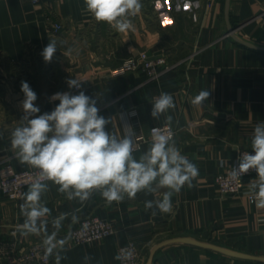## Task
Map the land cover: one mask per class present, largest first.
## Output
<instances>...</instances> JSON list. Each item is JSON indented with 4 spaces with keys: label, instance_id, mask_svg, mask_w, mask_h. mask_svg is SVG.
Masks as SVG:
<instances>
[{
    "label": "crops",
    "instance_id": "0c3cea01",
    "mask_svg": "<svg viewBox=\"0 0 264 264\" xmlns=\"http://www.w3.org/2000/svg\"><path fill=\"white\" fill-rule=\"evenodd\" d=\"M141 2V11L132 18L134 30L119 33L106 22H97L86 11L84 0H0V67H21L13 82L11 77H0V171L6 164L16 170L33 169L19 162L10 143L12 130L24 116L22 81L37 94L34 104L40 112L36 115L54 110L59 101L50 97L55 93L83 91L96 101L99 114L111 120L107 130L118 137L125 123L135 130V138L148 134L153 125L168 124L164 115L154 119L151 110L155 97L169 93L175 103L167 113L177 129L175 142L199 169L193 186L185 185L172 197L170 213L157 210L153 215V210L145 209V201L162 198L164 189L140 192L135 199L111 205L93 191L81 204L68 200L57 185L48 182L42 203L51 215L42 219L49 234L54 230L52 221L61 213L75 212L78 219L73 221L69 215L58 238L69 236L89 215L107 217L116 226L114 234L99 241L75 244L69 240L66 251L60 253L65 257L60 264H119L118 248L130 241L141 247L147 260L157 243L178 236L264 256V213L248 196L257 174L244 178L240 195H222L215 182L216 174L231 165L241 150L251 148L254 128L264 122V49L249 47L228 33L230 24L239 38L264 46V0H231L229 19L227 0H211L212 5L207 0ZM50 21L64 28L52 34ZM52 40L58 48L52 61H32L35 55L42 56ZM197 48L190 68H174L155 79L141 69L112 72L141 51L165 54L175 61ZM72 78L81 81L79 89L69 88L67 81ZM202 90L209 91L208 99L201 107L193 106L192 99ZM150 143L144 142L135 155ZM24 193L19 199L0 193L1 243L29 247L42 242L43 236H23L17 231L24 222L20 211ZM86 256L90 259L85 260ZM0 264L13 263L0 254ZM50 264H56L55 254ZM152 264H264V260L173 242L156 252Z\"/></svg>",
    "mask_w": 264,
    "mask_h": 264
},
{
    "label": "clouds",
    "instance_id": "9594fccd",
    "mask_svg": "<svg viewBox=\"0 0 264 264\" xmlns=\"http://www.w3.org/2000/svg\"><path fill=\"white\" fill-rule=\"evenodd\" d=\"M84 3L97 22H106L119 33L134 30L132 18L143 7L141 0H84ZM57 49L56 41H50L42 51L44 61L51 62ZM67 83L70 89L81 87V81L75 78ZM21 91L24 116L20 126L12 130L10 143L19 162L35 169L36 175L20 204L24 222L17 226V231L23 236H43L45 254H55L56 264L65 258L60 253L66 251L70 240L68 235L58 238L63 221L69 215L73 221L78 217L75 212L61 213L52 221L54 230L49 234L47 221L42 219L51 215V210L42 203V194L49 190L48 182L57 185V191L68 200L81 204L90 199L93 191L111 205L135 199L140 192L156 193L164 189L162 198L145 201V209L153 210L155 215L157 210L170 213L172 197L185 185L192 187V181L199 175L197 165L181 153L170 132L154 129L150 145L137 157L132 126L125 123L119 137L108 131L111 120L99 114L96 101L83 91L55 93L50 100H58L59 104L50 113L41 115H36L40 112L34 104L38 97L27 82H21ZM209 95L207 90L200 91L192 99V105L201 107ZM174 108L173 96L162 92L152 102L151 116L158 119L164 115L170 124L172 116L167 113ZM251 149L254 154L240 155L238 166L231 168V177L239 180L255 171L258 179L249 185V191L256 206L264 209V122L254 128ZM88 259L86 256L85 260Z\"/></svg>",
    "mask_w": 264,
    "mask_h": 264
},
{
    "label": "built area",
    "instance_id": "2783aa9c",
    "mask_svg": "<svg viewBox=\"0 0 264 264\" xmlns=\"http://www.w3.org/2000/svg\"><path fill=\"white\" fill-rule=\"evenodd\" d=\"M36 1L34 0V2ZM152 1L155 2L156 0ZM207 3L208 5H212L211 0H207ZM63 28L62 23L50 21V32L52 34H57ZM198 50L199 48L175 61H171L165 54L152 56L147 51H141L137 55L124 59L112 72L114 74H122L141 69L147 74L149 79H155L174 68L183 66L186 69L190 68L194 64ZM154 129L170 132L173 134L174 140L176 138L177 129L171 124L153 125L149 128L148 134L142 132L135 138L137 150L140 149L144 142L151 141ZM244 152L254 154L251 148L241 150L231 165L215 176V182L219 187V191L224 196L240 195L243 193L244 178L247 175L256 174L255 171H250L242 175L239 180H234L231 177V168L238 166L239 157ZM35 175V169L16 170L11 164H6L0 171V193L7 195L11 199H19ZM248 196L253 202L252 193H249ZM258 209L264 213V209ZM115 232V223L109 218L89 215L81 220L80 224L72 230L69 236L70 241L75 244L92 243L108 237ZM0 254L7 256L13 264H50L53 256L45 254L42 242L34 243L29 247H19L16 243L4 244L0 242ZM118 259L119 264H141L143 259L142 249L135 241L120 245L118 248Z\"/></svg>",
    "mask_w": 264,
    "mask_h": 264
},
{
    "label": "water",
    "instance_id": "95a60500",
    "mask_svg": "<svg viewBox=\"0 0 264 264\" xmlns=\"http://www.w3.org/2000/svg\"><path fill=\"white\" fill-rule=\"evenodd\" d=\"M230 1L231 0H227V3H226V15H227L228 19H229ZM233 30H234V28L229 24L228 33L232 34L236 38V40H238L240 43H243V44H245V45H247L249 47H252V48L264 49V46H259V45H256V44L252 43V42H249L247 40L239 38L234 33ZM173 242H184V243L194 244V245H197V246H200V247L211 248V249H215V250L224 252L226 254L235 256V257L264 260V256L263 255H253V254H249V253H244V252H241V251H238V250H234V249H230V248H227V247H224V246L212 243V242L196 239V238H193L191 236H178V237L168 238V239L162 240L159 243H157L152 248V250L150 251L145 264H152L156 252L161 247H163L164 245L169 244V243H173Z\"/></svg>",
    "mask_w": 264,
    "mask_h": 264
},
{
    "label": "rangeland",
    "instance_id": "374dc122",
    "mask_svg": "<svg viewBox=\"0 0 264 264\" xmlns=\"http://www.w3.org/2000/svg\"><path fill=\"white\" fill-rule=\"evenodd\" d=\"M31 60L32 61H34V60H37V61H44V59H43V56H41V55H35V59H34V57H32L31 58ZM28 64H30V63H28ZM26 66H29V65H26ZM29 68V67H28ZM18 70L20 71L21 70V67L19 68V67H17L16 65H8V64H6V65H2L1 67H0V77L2 78H5V77H7V78H10V80L13 82V81H15V79H16V77H17V75H18ZM22 72V71H21ZM25 72V71H24ZM13 84V83H12ZM10 91H14V86L13 85H11L10 84ZM9 91V92H10ZM145 261H146V258H145V260H143L142 259V263L141 264H145Z\"/></svg>",
    "mask_w": 264,
    "mask_h": 264
}]
</instances>
